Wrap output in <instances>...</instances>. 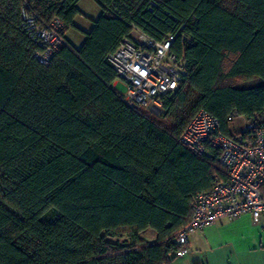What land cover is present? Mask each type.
I'll use <instances>...</instances> for the list:
<instances>
[{
  "label": "trees",
  "instance_id": "obj_1",
  "mask_svg": "<svg viewBox=\"0 0 264 264\" xmlns=\"http://www.w3.org/2000/svg\"><path fill=\"white\" fill-rule=\"evenodd\" d=\"M79 1L27 0L64 37ZM95 1L81 46L65 37L42 65L24 2L0 0V264H171L192 199L223 175L219 150L192 153L184 127L200 110L226 135L232 114L264 127V0ZM132 25L157 41L179 31L171 50L186 56L157 118L114 89L107 56Z\"/></svg>",
  "mask_w": 264,
  "mask_h": 264
},
{
  "label": "built area",
  "instance_id": "obj_2",
  "mask_svg": "<svg viewBox=\"0 0 264 264\" xmlns=\"http://www.w3.org/2000/svg\"><path fill=\"white\" fill-rule=\"evenodd\" d=\"M22 2V25L40 48L34 56L40 64H49L66 44L64 25L56 17L42 24L37 14L30 12L27 0ZM155 5L151 0L149 11ZM178 33H167L162 41H157L132 25L129 36L123 37L117 49L108 54L117 79L125 84V91L120 94L127 106L156 118L162 115L165 97L178 88L187 68L186 56L171 50ZM236 117L232 114L228 121ZM245 125L241 133L226 135L219 119L200 110L184 127L180 140L192 153L204 156L209 154V148L219 150L223 175L215 174L211 188L192 199L189 219L175 235L174 258L191 252L192 232L209 227L222 217L235 219L248 214L264 231V127L258 120L246 121Z\"/></svg>",
  "mask_w": 264,
  "mask_h": 264
},
{
  "label": "crops",
  "instance_id": "obj_3",
  "mask_svg": "<svg viewBox=\"0 0 264 264\" xmlns=\"http://www.w3.org/2000/svg\"><path fill=\"white\" fill-rule=\"evenodd\" d=\"M143 233L141 236L146 240L155 237L152 232ZM189 246L191 252L180 257L183 258L182 264H264L246 262L243 258L251 253L264 252V233L248 214L235 219L222 217L211 226L192 232Z\"/></svg>",
  "mask_w": 264,
  "mask_h": 264
},
{
  "label": "rangeland",
  "instance_id": "obj_4",
  "mask_svg": "<svg viewBox=\"0 0 264 264\" xmlns=\"http://www.w3.org/2000/svg\"><path fill=\"white\" fill-rule=\"evenodd\" d=\"M78 10L79 14L76 16L75 22H73L74 25L68 27L65 33V37H67L70 43L75 47L81 46V43L85 38L84 32H88L92 28V20L97 19L102 13L99 4L95 0H80ZM113 83L114 89L117 91V93L120 94L125 91V84L120 79H116ZM245 124L246 119L243 116L234 118L232 121H230V123H228L229 133H241L246 127ZM147 232L154 233L152 230H147ZM261 232L264 233L262 230ZM107 240L111 242L118 241L121 243H126L125 235L117 236L115 238H107ZM243 258L246 262L261 263L264 262V252L251 253L247 256H243ZM182 260L183 258L176 257L172 260L171 264H182Z\"/></svg>",
  "mask_w": 264,
  "mask_h": 264
}]
</instances>
